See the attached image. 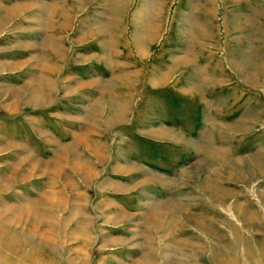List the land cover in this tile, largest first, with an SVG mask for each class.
Masks as SVG:
<instances>
[{"label": "rangeland", "instance_id": "374dc122", "mask_svg": "<svg viewBox=\"0 0 264 264\" xmlns=\"http://www.w3.org/2000/svg\"><path fill=\"white\" fill-rule=\"evenodd\" d=\"M0 264H264V0H0Z\"/></svg>", "mask_w": 264, "mask_h": 264}]
</instances>
